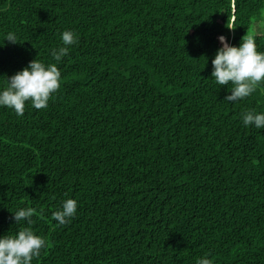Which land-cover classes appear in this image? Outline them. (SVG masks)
<instances>
[{"label":"trees","instance_id":"16d2710c","mask_svg":"<svg viewBox=\"0 0 264 264\" xmlns=\"http://www.w3.org/2000/svg\"><path fill=\"white\" fill-rule=\"evenodd\" d=\"M258 21L264 0H0V86L79 36L46 109L0 107V236L31 207L33 264H264V129L242 120L264 84L230 103L212 77Z\"/></svg>","mask_w":264,"mask_h":264},{"label":"clouds","instance_id":"9594fccd","mask_svg":"<svg viewBox=\"0 0 264 264\" xmlns=\"http://www.w3.org/2000/svg\"><path fill=\"white\" fill-rule=\"evenodd\" d=\"M235 29V26L228 27ZM264 33V23L257 22V35ZM257 35L248 34L242 38L239 46L229 44L227 37L220 36L222 44L212 59V77L221 86L231 84L227 101L234 103L250 97L257 88L264 84V51H259ZM62 45L51 50L55 63L37 57L21 71L7 77L0 86V107L13 109L18 116L25 114L27 103L37 110L46 109L49 101L61 87L62 72L58 65L69 54L70 47L78 43V33L66 30L61 35ZM20 43L15 32H7L4 41ZM4 46V42L0 44ZM245 127L264 129V111L248 110L242 115ZM78 201L66 199L61 208L53 213L59 225H64L77 214ZM14 213L15 224L27 222L16 234L0 236V264H33L41 250L47 246L46 239L34 232L31 225L35 209L20 208ZM196 264H213L207 256L198 258Z\"/></svg>","mask_w":264,"mask_h":264},{"label":"rangeland","instance_id":"374dc122","mask_svg":"<svg viewBox=\"0 0 264 264\" xmlns=\"http://www.w3.org/2000/svg\"><path fill=\"white\" fill-rule=\"evenodd\" d=\"M255 29L257 30V25H256Z\"/></svg>","mask_w":264,"mask_h":264}]
</instances>
